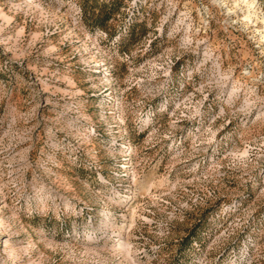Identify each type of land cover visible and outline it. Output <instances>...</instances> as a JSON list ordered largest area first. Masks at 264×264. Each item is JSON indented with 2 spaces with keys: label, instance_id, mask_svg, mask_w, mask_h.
<instances>
[{
  "label": "rangeland",
  "instance_id": "374dc122",
  "mask_svg": "<svg viewBox=\"0 0 264 264\" xmlns=\"http://www.w3.org/2000/svg\"><path fill=\"white\" fill-rule=\"evenodd\" d=\"M0 264H264V0H0Z\"/></svg>",
  "mask_w": 264,
  "mask_h": 264
},
{
  "label": "trees",
  "instance_id": "16d2710c",
  "mask_svg": "<svg viewBox=\"0 0 264 264\" xmlns=\"http://www.w3.org/2000/svg\"><path fill=\"white\" fill-rule=\"evenodd\" d=\"M200 232V230L198 231V233ZM195 235H197V232L195 233Z\"/></svg>",
  "mask_w": 264,
  "mask_h": 264
}]
</instances>
